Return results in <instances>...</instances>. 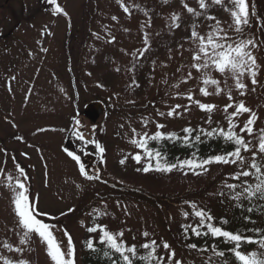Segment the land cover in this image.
I'll list each match as a JSON object with an SVG mask.
<instances>
[{"label": "rangeland", "instance_id": "1", "mask_svg": "<svg viewBox=\"0 0 264 264\" xmlns=\"http://www.w3.org/2000/svg\"><path fill=\"white\" fill-rule=\"evenodd\" d=\"M50 3L57 8L51 0L41 2L46 6ZM57 3L78 30L71 48L74 60L65 58L71 35L67 29L69 21L60 18L53 25L54 19L44 15V19L37 18L36 24L27 13L24 27L30 32L26 34L27 47L22 50L25 57L18 64L21 71L15 70L16 80L8 102L2 92H8L9 86L0 82V264H5V260L54 264L38 234L29 233L27 242L21 243L26 230L19 223L13 203L19 191L18 181L27 187L30 200H35L32 207L46 213L38 218L52 225L55 239L65 253L70 251L68 236H71L75 264L78 249L81 264L78 244L94 233L89 228L98 225L122 232L133 243L145 239V232L147 237L162 239L175 252L174 264L177 261L211 264L209 259L183 252L173 244L171 232L178 233L179 225L188 220L193 207L189 203L182 206L167 201L157 203L151 195L159 198L190 195V200L208 204L234 169L239 174L250 168L253 154L255 161L264 165V153L259 152L258 143L259 133L264 134V0H247L248 23L239 26L231 15L235 10L232 0H222L220 4L205 0L206 8L200 7L199 0H57ZM22 4L41 6L38 0H25ZM8 9H0V15L6 12L14 25L20 23L19 15H12ZM174 16L179 19H173ZM42 24L57 27L54 34L51 27L43 32V44L36 42ZM193 31L198 33L197 37ZM210 33L215 37L226 36L227 42L234 45L252 41L245 50L255 58V65L249 61L255 76L246 69L238 77L245 88L238 87L235 74L228 70L221 73L211 61L207 68L195 67L206 59L199 51L203 46L199 37H204L206 44ZM14 49L15 41L9 53L11 58L21 54ZM197 55L199 60L194 59ZM3 68L1 58V77ZM205 79L218 83L205 85ZM202 89L208 94H203ZM93 99L104 100L107 112L96 125L79 115L78 128L85 140L94 139L96 134L107 155L95 160L88 154L86 165L95 163L97 167L86 169L85 174L80 160L69 156L63 145H67L65 138L73 117H78L77 112ZM241 102L251 112L233 116ZM201 104L215 107L206 111ZM226 105L231 107L225 110ZM253 114L255 124L250 126L249 136L253 142L241 154L243 161H237L234 167L213 168L204 181L210 183L220 175L223 180L212 185L194 181L197 175L182 172L172 178H156L151 169L143 170L148 167L147 157L142 147L133 143L142 140L145 134L149 137L159 129L158 125H163L164 130H177L190 122L220 124L235 120L241 129ZM17 138L18 143L14 142ZM137 154L140 161L135 159Z\"/></svg>", "mask_w": 264, "mask_h": 264}, {"label": "trees", "instance_id": "2", "mask_svg": "<svg viewBox=\"0 0 264 264\" xmlns=\"http://www.w3.org/2000/svg\"><path fill=\"white\" fill-rule=\"evenodd\" d=\"M185 129H191V131L186 132ZM221 129L225 133L229 130L235 132L237 135L243 137L248 145L253 142L249 138L251 133L249 134V132L244 131V127L240 129L235 120L233 122L230 120L223 121L220 124L210 122L207 125H202L201 123L191 124L190 122L177 130H164V128H159L146 141L148 150L153 152L159 151L161 153L162 158L160 162L162 164L167 162L168 164L177 165L171 172L155 170V155L150 159L147 151L144 148L142 150L147 156L148 165H152L151 170L156 178H162V176L172 178L177 172H182L188 175H197L198 179L195 178L194 181L201 180L207 185H212V182L217 183L223 180V177L220 175L219 179L206 183L204 181L205 175L210 174L213 168H219L221 166L234 167L235 163L213 162L206 164L203 168L196 169H190L186 166L180 167V165L185 160L202 162L216 155H226L234 151V148L237 146L233 141L221 135ZM157 132L164 133L165 138L152 140L151 137ZM173 133L175 136L172 139H168L167 136ZM208 133L212 134L209 135ZM259 135L261 138L264 137V134L259 133ZM185 137H188V139H185ZM261 138L258 140V143H260ZM243 151L242 149L241 154ZM256 163L263 165L261 162ZM244 171L254 173L255 170L250 167ZM237 174L234 169L231 176L232 179L229 176L224 181L225 186H222L223 188L214 194V199L208 204L192 201L190 200V195H178L167 198H159L160 196L156 197L151 195L157 203L167 201L172 205L182 206L188 203L192 207L195 205L190 212L188 220L179 225L178 233L171 232L174 245L189 253H199L206 259H209L211 264H241V261L235 257L233 251L236 248V242L226 237L213 235L208 227V225H212L222 228L224 231L240 234L257 241L256 243L240 242L239 251L245 254L256 253L258 258L264 259V247L259 243V241L264 240V197H261L260 193H257L255 196H249L243 191L245 187L256 182L258 183L259 180L255 174L251 176L241 175L239 179H235L234 177ZM261 178H264V176ZM228 185H236V188L231 189ZM237 193H241V195L239 198H234ZM197 210H203L206 217L210 218L196 216L195 212ZM110 232L116 234L120 242L128 246H136V255L133 257V264H156L154 259H143L149 256V250L143 248L142 245L150 243L153 240L156 241V256L163 258V264H174V258H170V253L174 251L171 247L164 248L163 244L165 242L162 239L151 236L145 237V239H142L138 243H133L127 241L124 235L121 237L117 232ZM197 232L200 234L197 235ZM102 237L103 231H100L98 234L88 236L83 240L81 264H125L120 254L111 249L107 243L100 242ZM89 241L93 242V248L91 249L87 246ZM191 245H196V247H190ZM219 252H223V256L217 255Z\"/></svg>", "mask_w": 264, "mask_h": 264}, {"label": "snow or ice", "instance_id": "3", "mask_svg": "<svg viewBox=\"0 0 264 264\" xmlns=\"http://www.w3.org/2000/svg\"><path fill=\"white\" fill-rule=\"evenodd\" d=\"M52 3L57 5V12H63V9L59 6L57 3V0H51ZM214 3L220 4L222 3V0H213ZM232 3L234 5V9L231 13L235 20V24L237 26L241 24H247L248 23V16H249V10H248V4L247 0H232ZM199 5L201 8H206L207 5L205 3V0H199ZM187 7V5H185ZM189 12H195L192 8H187ZM127 11V8L125 9ZM173 19L178 20L179 17L174 16ZM209 19H215V17H209ZM178 26V25H177ZM236 31L239 32L240 28L237 27ZM193 36L197 37L198 33L193 31ZM114 39V38H113ZM201 40L203 46L200 48V52L203 53L204 57H206L203 64H197L195 67L197 69H200L201 67L207 68L208 67V61H211L212 64L217 68L218 71L221 73L225 72L226 70L231 71L233 74L237 76V85L239 88L243 89L246 87L242 82L239 81V75L243 73L244 70H251L253 77L255 76V71L252 70L249 67V61H251V65H255V58L251 56L249 52H247L245 49L248 45L252 44L251 40L248 41H240L239 43H236L235 45L233 43H228V37H215L214 33H210L207 36V42L204 43V37H199ZM224 41V42H221ZM209 48L211 51H209ZM194 59L199 60V55L195 56ZM190 75V74H189ZM217 84L218 82L213 79H205L204 84ZM253 83H255V79H253ZM203 94L207 95L208 92L206 89H202ZM243 94V93H242ZM191 98V97H189ZM229 99H231V96H229ZM199 103V102H198ZM179 107V106H177ZM200 107L203 110L210 111L215 106L214 105H208V104H201ZM228 107H231V105H226L225 110H227ZM242 112H251V109L245 107L243 102H241L237 108L236 111L232 114L233 116L238 115ZM173 114V113H170ZM255 115L253 114V117L250 118L247 121V124L244 127V131L251 133V125L254 123ZM79 123V121H77ZM159 128H162L163 125H158ZM135 131V130H133ZM186 132H190L191 129H185ZM221 135L225 136L228 140L233 141L234 144L237 146L234 148V151L231 153H228L226 155H216L210 159H206L202 162H197L195 160H185L181 163L180 167H188L190 169H196V168H203L206 164L210 163H236L237 161H243V157L241 156V150L248 151V143L245 142L243 137L237 135L235 132L229 130L227 133L224 132L223 129L220 130ZM211 135L212 133H208ZM78 135H80L78 133ZM175 136V134H169L167 136L168 139H172ZM165 134L157 132L154 134L151 139L157 140V139H164ZM81 139H83V136L81 135ZM148 136L145 134L144 138L140 141L134 140L133 143H138L140 147L144 148L145 151H147L148 157L151 159L153 155L156 157V165L155 170L157 171H165V172H171L174 168L177 167L176 164H168L167 162L161 163V153L159 151L153 152L148 150L147 147V141ZM185 139H188V137H185ZM199 139V137H197ZM100 151L103 152L104 149L101 147ZM259 152L264 153V137L261 138V141L259 143ZM69 156H71L74 160L79 161L80 157L75 155L72 152L68 153ZM135 159L137 161L141 160V156L137 154L135 156ZM123 163V161H122ZM251 169H254V173L250 171H242L241 173L237 174L234 178L239 179L240 176H251V175H257V178L259 182L257 184L248 185L243 189L245 193H247L249 196H255L257 193H260L261 197H264V178H261L264 176V165H259L255 161V154H253V161L250 165ZM152 168V165L149 164L148 167H145L143 170L145 172L149 171ZM21 174H24V169H19ZM81 171L84 172L83 166H81ZM89 179L93 177H87ZM9 180L12 179L11 176L8 177ZM17 187L19 191L17 192L15 198H14V207L15 212L18 217L20 225L26 230L24 232V239L21 240V243H26L29 233H36L38 236L45 242L47 246L48 255L50 256L51 260L54 262V264H75V249L74 245H72L71 236H68V244L70 251L68 253H65L61 247L59 246V242L55 239V236L53 234L52 225L43 222L41 219L38 218L39 215H46V213H39L38 210L32 205L35 203V200H30L28 193V189L22 182H17ZM229 188L235 189L236 185H228ZM241 193H237L236 197L239 198ZM195 207V205H193ZM187 215V214H185ZM195 215L201 218H210L206 217V214L203 210H197L195 212ZM211 233L216 236H222L230 239L231 241L236 242V248L233 250L235 257L241 261V264H264V259L258 258L256 253H250L245 254L239 251V245L240 242L244 241L247 243H256L257 241L252 240L249 237H244L240 234L231 233L228 231H224L222 228L215 227L212 225H208ZM99 228H103V237L101 239V243H107L111 249H113L116 253L120 254L125 264H133V257L136 255V246H128L120 240H118L117 235L111 233L107 230L106 226H96L89 228L88 231L90 232H96ZM197 235L200 233L197 232ZM67 235V233H66ZM119 236H123V233H119ZM144 236L147 237L148 233L145 232ZM262 247H264V240L259 241ZM90 249L93 248V242L89 241L87 245ZM5 247L11 248L10 245H5ZM143 248L149 250V256L144 257L145 260L154 259L156 264H163V258L157 257L155 254L156 250V241H151L150 243H145L142 245ZM164 248H170V246L165 242L163 244ZM190 247L195 248L196 245H191ZM15 251H21V249H15ZM107 255V253H105ZM217 255L223 256V252L217 253ZM175 253H170V258H174ZM5 264H28L25 260H20L17 262H13L11 260H5ZM176 264H182L181 261H177Z\"/></svg>", "mask_w": 264, "mask_h": 264}, {"label": "flooded vegetation", "instance_id": "4", "mask_svg": "<svg viewBox=\"0 0 264 264\" xmlns=\"http://www.w3.org/2000/svg\"><path fill=\"white\" fill-rule=\"evenodd\" d=\"M3 8H0V9H3ZM9 10H12L13 14L18 13L17 11L18 7H10L8 11ZM0 20H1L0 21L1 22L0 24V56H5L6 54L4 52L10 51V48H11L10 40L14 38L15 45H19L21 41V36L18 32H15L14 28H12L10 17L4 16ZM5 79L7 80L6 77Z\"/></svg>", "mask_w": 264, "mask_h": 264}, {"label": "water", "instance_id": "5", "mask_svg": "<svg viewBox=\"0 0 264 264\" xmlns=\"http://www.w3.org/2000/svg\"><path fill=\"white\" fill-rule=\"evenodd\" d=\"M104 110V105L101 102L90 103L85 110V113L93 121H96Z\"/></svg>", "mask_w": 264, "mask_h": 264}]
</instances>
